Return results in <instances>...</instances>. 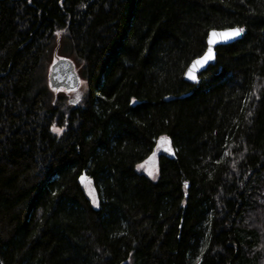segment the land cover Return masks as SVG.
I'll return each instance as SVG.
<instances>
[{"label": "trees", "instance_id": "obj_1", "mask_svg": "<svg viewBox=\"0 0 264 264\" xmlns=\"http://www.w3.org/2000/svg\"><path fill=\"white\" fill-rule=\"evenodd\" d=\"M0 264H264V0H0Z\"/></svg>", "mask_w": 264, "mask_h": 264}, {"label": "water", "instance_id": "obj_2", "mask_svg": "<svg viewBox=\"0 0 264 264\" xmlns=\"http://www.w3.org/2000/svg\"><path fill=\"white\" fill-rule=\"evenodd\" d=\"M242 28L239 26L228 27L223 29H212L208 32L206 39H205V50L204 52L194 58L185 68L182 79L184 82L196 85L200 82V76L211 66L215 64L216 59V49L219 47L227 46L233 44L235 42L240 41L243 39L246 31H244L239 35L231 39H223L220 36L212 37V32L215 31L217 33L229 31L231 29ZM210 40L214 41L210 43ZM211 49V59H208L207 62H204V58L208 54L209 50ZM200 61V63H197ZM48 83L51 89H61L64 88L67 91L74 90L77 88L79 84V77L75 71L74 64L69 59H59L55 63L51 65L50 72L48 74ZM168 151L166 149H163ZM170 152V151H168ZM84 176L80 179L83 180Z\"/></svg>", "mask_w": 264, "mask_h": 264}, {"label": "rangeland", "instance_id": "obj_3", "mask_svg": "<svg viewBox=\"0 0 264 264\" xmlns=\"http://www.w3.org/2000/svg\"><path fill=\"white\" fill-rule=\"evenodd\" d=\"M59 59H69L73 62L75 66L73 58L67 57L63 53H58V52L50 53L47 59V76L50 72L51 65ZM83 89H84V83H83V80L79 77V84L76 89L69 90L68 92L65 89H59V90H64L67 93L69 98L76 100L81 96V92L83 91ZM55 129H58V128H53L54 132L56 133L61 132V131L58 132ZM163 149L169 150V142L165 139H160L157 142V147H156L155 152L145 162L137 165L136 167L137 171L147 175L150 179L155 180L158 175V165H157L156 157L159 152L165 151ZM81 186L84 191V194L90 200L91 204L93 206H96V198H95V194H94L90 181L84 178L82 180Z\"/></svg>", "mask_w": 264, "mask_h": 264}, {"label": "snow or ice", "instance_id": "obj_4", "mask_svg": "<svg viewBox=\"0 0 264 264\" xmlns=\"http://www.w3.org/2000/svg\"><path fill=\"white\" fill-rule=\"evenodd\" d=\"M244 31V29L242 28H237V29H231L229 31H225V32H221V33H217L215 31L212 32V37H216V36H220L223 39L227 40V39H231L234 38L236 36H239L242 32ZM214 42L212 40H210V43ZM211 49L209 50L208 54L206 55V57L204 58V62H207L208 59H211ZM197 63H200V61H197ZM249 115H251V113H249ZM56 131H62V129H55Z\"/></svg>", "mask_w": 264, "mask_h": 264}]
</instances>
